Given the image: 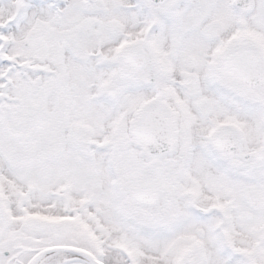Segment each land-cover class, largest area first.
Listing matches in <instances>:
<instances>
[{
	"label": "snow or ice",
	"instance_id": "6c2138e0",
	"mask_svg": "<svg viewBox=\"0 0 264 264\" xmlns=\"http://www.w3.org/2000/svg\"><path fill=\"white\" fill-rule=\"evenodd\" d=\"M0 264H264V0H0Z\"/></svg>",
	"mask_w": 264,
	"mask_h": 264
}]
</instances>
